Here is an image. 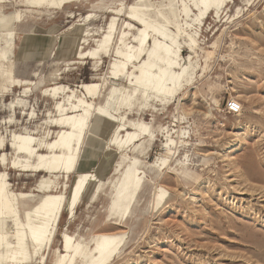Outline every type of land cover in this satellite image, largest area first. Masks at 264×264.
<instances>
[{
	"label": "rangeland",
	"instance_id": "rangeland-1",
	"mask_svg": "<svg viewBox=\"0 0 264 264\" xmlns=\"http://www.w3.org/2000/svg\"><path fill=\"white\" fill-rule=\"evenodd\" d=\"M20 1L13 0L2 9L24 16L14 31L11 62L5 65L6 70L11 66L16 85L11 87L10 79L0 76V136L4 144L11 142L13 134L25 133L36 141L50 142L59 131L49 124L59 117L56 104L82 96L79 85H101L100 96L92 102L103 104L114 85L108 73L115 60L113 52L121 47L122 24L129 21L127 7L136 0H82L57 10H27ZM181 1L146 0L144 6L136 7L152 21L167 18L169 30H175L187 22ZM121 8L120 16L109 13ZM88 14L91 20L83 21ZM112 17H116V33L107 50L95 59L75 56L76 47L81 53L99 48ZM77 24L81 33L62 41L63 34L76 33ZM196 24L192 22L190 33H195ZM131 25L138 28L135 21ZM134 32L129 31L126 42ZM196 39L197 78L177 99L167 104L143 100L128 107L124 100L128 89L116 91L114 96L123 99H118L120 108L111 111L112 116L123 122H143L152 132L150 140L142 136L136 143L141 146L129 148L127 156L135 160L123 161L115 147L101 144L92 157H80L82 168L68 179L53 175L57 185L53 192L66 197L79 172L93 178L72 219L65 212L61 215L44 262L39 255L29 264H54L62 250L63 233L91 250L95 238L104 233L123 235L111 264H264V0H234L218 16L211 11L198 26ZM188 55L182 44L181 57ZM119 84L126 87L127 82ZM57 85L70 88L71 99L68 93L55 98L47 93ZM229 101L238 102L241 111L229 113ZM167 138L174 141L172 156L164 151ZM4 149L0 155H6V162L3 166L0 161V172L6 174L8 189L14 195L34 197L25 204L18 199L21 211L35 203V188L48 174L10 168L16 156ZM165 157L169 160L159 171L149 167ZM129 163L145 175L128 212L119 218L109 206L113 186ZM97 181L102 183L98 188ZM157 185L168 193L158 207L153 204Z\"/></svg>",
	"mask_w": 264,
	"mask_h": 264
},
{
	"label": "bare ground",
	"instance_id": "bare-ground-1",
	"mask_svg": "<svg viewBox=\"0 0 264 264\" xmlns=\"http://www.w3.org/2000/svg\"><path fill=\"white\" fill-rule=\"evenodd\" d=\"M81 1L21 0L20 4L27 10H57ZM233 1L182 0V11L187 22L190 23L185 22V27L169 30L167 18L162 17L163 21L161 22L150 20L136 7L137 5L144 6L146 0H136L135 5L127 7L129 21L122 24L124 31L118 38L121 47L113 52L115 60L111 62L108 73L109 79L114 81V85L105 96L103 104L96 106L92 102L100 96L101 85L98 83L81 84L79 88L82 96H74V101H70L68 104L60 102L56 104L55 108L59 117L49 121V124H53L59 131L50 142L36 141V138L31 134L25 133L13 134L11 142L4 144V138L0 136V151L9 148L16 156L10 168L19 169L22 172L48 174V177H42L35 188L38 194L35 203L20 211L16 206L18 199H21V202L25 204L26 199L34 197L31 193L18 195H14V192L11 193L6 182L5 172H0V264H29L34 257L39 255L40 261L43 263L46 250L51 248L61 215L65 212L68 219H72L77 206L87 192L88 182H91L90 180L93 178L89 173L79 172L66 197L62 192H53L52 189L57 186L55 181L51 180L53 175H55L53 178H56V175H61L68 179L70 174L76 173L82 168L80 157L82 155L92 157L96 148L101 144L115 147V153L119 154L123 161L126 159L135 160V157L127 156L129 148L132 146L135 150L141 146L136 143L142 136H147L150 140L153 137L152 132L150 127L143 122H123V118L112 116L111 111L120 108L118 99H123V97L114 96L116 91L121 90L122 93L123 90L128 89L130 94L124 98L129 102L128 107L143 100H154L167 104L172 99H177L180 93L197 78L194 60L197 57L196 33L198 26L211 11L218 16L219 12L227 9ZM12 2L13 0H0V76L3 79L4 77L10 79V86L14 87L17 82L15 75L11 66L6 70L5 65L11 62L10 58L14 54L12 52L15 45L14 31L21 24L24 15L22 12H3L2 9ZM189 3L191 5H188ZM27 10L24 13H28ZM122 10L123 8L111 9L109 13L120 16ZM172 14H174L173 11ZM189 15L193 18L189 19ZM91 18L92 15L88 14L82 20H91ZM115 21L116 17H112L99 48L81 53V49L76 47V51L73 52L75 56L95 59L100 51H106L108 42L114 38L116 33ZM133 21L137 22L138 28L135 29L134 25H131ZM192 22L197 23L195 33H190L188 30ZM75 28L76 33L72 30L63 34L62 41L70 40L81 33L78 24L75 25ZM132 30L135 32L130 34L129 42H126L124 38ZM182 44L187 47L189 52L186 59L181 57ZM70 48L73 49L72 46ZM120 80L127 82L126 87L120 86ZM46 91L52 98H55L57 94L68 93V99H71V95H73V91L63 85L48 88ZM87 97L90 101L87 100ZM173 143L171 138H167L164 151L168 156L174 154L171 150ZM40 151L42 153H39ZM168 160L169 157L159 158L149 167L159 171ZM0 161L4 166L5 154L0 155ZM144 175V171L134 163H129L113 186L114 197L109 206L112 215L119 218L125 216L139 190L141 176ZM96 185L97 188L100 187L101 181H97ZM153 189V204L158 207L165 202L168 193L158 185ZM95 240V245L91 250L88 247H82L81 243L73 240L72 236L63 233L62 250L54 264H76V262H79L78 264H111L121 249L123 235L104 233Z\"/></svg>",
	"mask_w": 264,
	"mask_h": 264
},
{
	"label": "built area",
	"instance_id": "built-area-1",
	"mask_svg": "<svg viewBox=\"0 0 264 264\" xmlns=\"http://www.w3.org/2000/svg\"><path fill=\"white\" fill-rule=\"evenodd\" d=\"M227 111L231 114H237L241 111L240 104L236 101L227 102Z\"/></svg>",
	"mask_w": 264,
	"mask_h": 264
}]
</instances>
